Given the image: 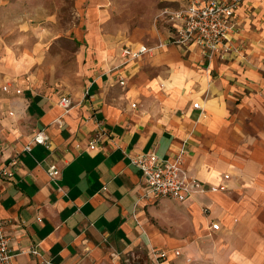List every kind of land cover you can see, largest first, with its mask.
Wrapping results in <instances>:
<instances>
[{"label":"crops","instance_id":"0c3cea01","mask_svg":"<svg viewBox=\"0 0 264 264\" xmlns=\"http://www.w3.org/2000/svg\"><path fill=\"white\" fill-rule=\"evenodd\" d=\"M184 2L161 0L156 16ZM234 19L225 57L169 44L125 64L122 47L91 26L87 95L38 89L0 63V166L19 160L0 179L13 264H264V0H242ZM153 26L147 46L169 34L163 20ZM11 80L19 94L3 90ZM41 129L52 146L25 151ZM183 145L184 168L205 184L228 174L227 190L182 202L147 194L130 156L170 160ZM153 249L167 258L154 262Z\"/></svg>","mask_w":264,"mask_h":264},{"label":"rangeland","instance_id":"374dc122","mask_svg":"<svg viewBox=\"0 0 264 264\" xmlns=\"http://www.w3.org/2000/svg\"><path fill=\"white\" fill-rule=\"evenodd\" d=\"M160 6L161 0H3L0 63L38 89L85 92L91 26L119 48L147 45Z\"/></svg>","mask_w":264,"mask_h":264},{"label":"built area","instance_id":"2783aa9c","mask_svg":"<svg viewBox=\"0 0 264 264\" xmlns=\"http://www.w3.org/2000/svg\"><path fill=\"white\" fill-rule=\"evenodd\" d=\"M241 2L242 0H186L177 7L165 4L160 8L155 22L163 20L168 25L167 39L155 46L145 44L136 47L123 46L122 63L138 60L154 49L169 44L184 48L194 45L207 59L225 57L231 50L236 49L232 44V36L237 30L234 17ZM119 84L124 85V80L121 79ZM9 88H14L17 94L21 92L20 88L15 87L13 80L3 86L5 91ZM88 92L86 88L85 95ZM58 104L63 109V113H67L72 108L73 101L65 95L60 98ZM193 107L200 108V104L195 102ZM99 138V135H95L90 140V149L96 148ZM33 144L44 145L47 148L52 146L50 137L42 129L35 132L32 140L24 147L25 151H30ZM185 154L186 147L183 145L170 160L161 159L154 152H147L130 156V162L141 171L147 186V194L155 197H168L182 202L193 194L227 190L228 174H224L222 182L218 184H205L184 168ZM18 163V158L14 157L7 164L0 166V179H10ZM47 173L55 180L59 177L60 170L57 165L52 164L48 166ZM218 227L217 222L211 225L213 230H217ZM32 253L37 254V250H32ZM150 255L154 262L159 263L167 258L168 252L153 249L150 250ZM174 255L180 256L181 251L174 250ZM13 257L9 238L0 220V264H13Z\"/></svg>","mask_w":264,"mask_h":264}]
</instances>
